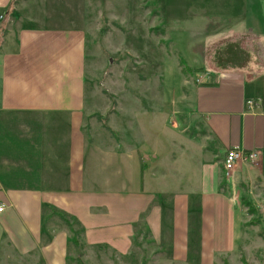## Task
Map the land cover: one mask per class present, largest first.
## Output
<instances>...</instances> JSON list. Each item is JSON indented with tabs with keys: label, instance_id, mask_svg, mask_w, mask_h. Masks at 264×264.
Here are the masks:
<instances>
[{
	"label": "crops",
	"instance_id": "crops-1",
	"mask_svg": "<svg viewBox=\"0 0 264 264\" xmlns=\"http://www.w3.org/2000/svg\"><path fill=\"white\" fill-rule=\"evenodd\" d=\"M71 1L26 3L25 22L17 0H0V264H70L142 244L179 264L228 258L247 222L240 192L260 197L264 224V108H244L264 101V0H152L147 29L190 51L188 117L141 133L128 123L120 138L88 130L87 0ZM233 146L260 158L228 178Z\"/></svg>",
	"mask_w": 264,
	"mask_h": 264
},
{
	"label": "rangeland",
	"instance_id": "rangeland-1",
	"mask_svg": "<svg viewBox=\"0 0 264 264\" xmlns=\"http://www.w3.org/2000/svg\"><path fill=\"white\" fill-rule=\"evenodd\" d=\"M34 1L17 0L19 20L27 21L24 10L30 5L26 3L33 5ZM40 1L44 9L53 5V0ZM54 2L59 9L64 6L63 0ZM147 9L152 11V0L86 1V123L91 132L120 138L125 135L122 131H128V123L141 133L144 124L153 122L157 130L164 119L172 122L179 114L182 120L188 117L190 87L196 81L194 69L187 64L190 51L183 41H172L170 32L158 25L147 29L156 13L152 11L144 19ZM245 199L240 192L237 201L247 222L236 248L228 258L216 257L215 264H242V256L245 264H264V224L260 225L256 214L257 203L263 201L259 197L256 204L250 202L254 207L250 213L243 204ZM89 256L92 258L81 256L70 264H179L166 249L148 244L133 246L125 255Z\"/></svg>",
	"mask_w": 264,
	"mask_h": 264
},
{
	"label": "built area",
	"instance_id": "built-area-1",
	"mask_svg": "<svg viewBox=\"0 0 264 264\" xmlns=\"http://www.w3.org/2000/svg\"><path fill=\"white\" fill-rule=\"evenodd\" d=\"M4 15L0 12V20ZM244 108L246 111L262 110L264 101L257 97H247L244 99ZM264 127V126H263ZM260 158V150L253 148L248 151H242L236 147H228L224 152L222 160L224 175L228 178L233 176L236 167L243 161L250 164H256ZM5 204L0 201V213L4 210Z\"/></svg>",
	"mask_w": 264,
	"mask_h": 264
},
{
	"label": "trees",
	"instance_id": "trees-1",
	"mask_svg": "<svg viewBox=\"0 0 264 264\" xmlns=\"http://www.w3.org/2000/svg\"><path fill=\"white\" fill-rule=\"evenodd\" d=\"M243 204L246 205V208H247V210H248L250 213L253 212L254 207H253V205L250 203V201H248L247 199H245V201L243 200ZM65 222H66V225H67L68 230H69V232H70V241H71L73 244H77L78 240H77V237H76V233H77L76 229H74V228L72 227L71 223H70L68 220H65ZM241 263H242V264H245V259H244L243 256H242V258H241Z\"/></svg>",
	"mask_w": 264,
	"mask_h": 264
}]
</instances>
